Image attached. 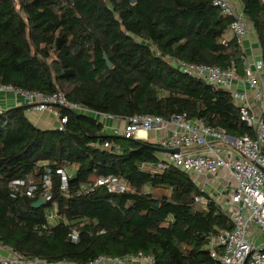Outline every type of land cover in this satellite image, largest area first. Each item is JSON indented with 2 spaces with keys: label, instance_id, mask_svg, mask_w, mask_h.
Returning <instances> with one entry per match:
<instances>
[{
  "label": "trees",
  "instance_id": "16d2710c",
  "mask_svg": "<svg viewBox=\"0 0 264 264\" xmlns=\"http://www.w3.org/2000/svg\"><path fill=\"white\" fill-rule=\"evenodd\" d=\"M235 1L264 62V0ZM231 22L213 0H0V85L45 96L61 92L71 103L119 118L186 114L232 137H254L228 92L164 58L235 67L243 76L244 52ZM31 107L0 113L1 245L51 263L142 252L156 264H216L208 242L233 224L215 202H195L205 193L182 170H146L159 161L157 144L105 133L93 116L59 106L54 109L68 117L64 131L44 130L27 116ZM60 169L70 177L67 194ZM46 175L52 199L42 207H34L38 192L12 197V181L41 186ZM108 177L127 181L129 190L85 189ZM51 209L55 224L48 222Z\"/></svg>",
  "mask_w": 264,
  "mask_h": 264
},
{
  "label": "built area",
  "instance_id": "2783aa9c",
  "mask_svg": "<svg viewBox=\"0 0 264 264\" xmlns=\"http://www.w3.org/2000/svg\"><path fill=\"white\" fill-rule=\"evenodd\" d=\"M13 1L19 4L21 0ZM213 7L232 18L230 30L237 42L241 44L249 34L250 25L238 11L234 1L213 0ZM164 58L182 74L202 80L215 90L228 92L239 107L241 121L254 132V137L249 135L241 138L232 137L225 129L209 127L202 120L192 121L186 114L173 115L170 119L152 115L133 116L126 119L124 128H115L112 134L125 139H137L141 132L146 135L151 132H164V136L157 143L158 147L178 150V153L169 154L159 159L157 164L147 166L146 170L152 173H164L173 167L188 174L195 183L196 178L215 176L221 169L227 170L235 183V190L229 202L231 205L229 218L233 224V230L222 232L210 239L207 245L210 258L216 264H264V248L256 247L248 240L250 225H256L264 230V62L255 63L256 71H252L245 63V82L249 87L239 90L235 89L234 84L243 80L235 67L220 68L189 63L170 56ZM250 90L256 92V110L249 104ZM0 93L22 95L32 104L34 110L56 113L58 117L56 129L59 131H64L68 117L61 116L54 109L55 106L67 108L79 114L91 115L102 125L105 121L117 118L114 115L97 113L71 103L61 92L45 96L39 92H25L12 86L0 85ZM105 147H109V143H106ZM198 148H202L203 151L195 152L194 150ZM57 173L61 176V191L67 194L70 177L63 169L58 170ZM98 185L105 186L111 193L120 194L129 190L127 181L111 177L101 178L95 185L85 189L93 191ZM11 186L12 197L27 192L26 194L35 198L34 193L38 192L37 196L45 203L52 199V179L49 175L43 177L41 186L33 179L14 180ZM195 202L206 206L209 201L198 197ZM57 216L56 209H51L48 214L49 224L51 219ZM78 237L77 232L70 234L73 242H77ZM0 264L79 263H51L40 257L28 259L12 248L0 244ZM89 264H156V260L139 252L123 257L100 256Z\"/></svg>",
  "mask_w": 264,
  "mask_h": 264
},
{
  "label": "crops",
  "instance_id": "0c3cea01",
  "mask_svg": "<svg viewBox=\"0 0 264 264\" xmlns=\"http://www.w3.org/2000/svg\"><path fill=\"white\" fill-rule=\"evenodd\" d=\"M238 11L242 13V6L239 2L233 0ZM241 49L244 52L243 65L247 63V66L256 71L255 63L262 61V52L258 43L257 35L254 29L250 26L248 36L242 41ZM242 82L234 84L235 89L244 90L249 87L245 82L246 75H240ZM264 79V78H263ZM255 91L250 90L249 104L254 110L257 109L255 102ZM31 105L32 104L22 95L14 93H0V113L2 111L8 110L10 108ZM27 116L29 119L38 127L44 130L56 129L58 126V117L56 113L50 112H40L36 111L31 107ZM127 118L117 117L114 120L105 121L103 127L105 133H113L115 128L122 129L126 125ZM168 132L166 131V134ZM113 135V134H112ZM164 136V132H151L146 135V133L141 132L138 134L137 140L147 141L150 143L157 144L159 140ZM195 152H202V148L194 150ZM169 153L159 152V159H163ZM75 169V168H74ZM195 184L199 189L205 193V197L209 200L215 202L217 205L222 207L223 211L227 213L228 216L231 215V205L229 204L231 195L235 190V183L227 170L221 169L215 176H204L196 178ZM54 213V212H52ZM58 216L51 219V223L55 224L57 222ZM248 240L251 244L259 248H264V230L256 225H250L248 232Z\"/></svg>",
  "mask_w": 264,
  "mask_h": 264
},
{
  "label": "water",
  "instance_id": "95a60500",
  "mask_svg": "<svg viewBox=\"0 0 264 264\" xmlns=\"http://www.w3.org/2000/svg\"><path fill=\"white\" fill-rule=\"evenodd\" d=\"M132 3H136L137 0H131ZM104 60L107 62L108 66L111 68L112 64L110 63V61L108 60V57L105 55L104 56ZM155 149H157L158 152H163V153H169V154H174V153H178V150H168V149H162L158 146L154 147ZM264 171V170H263ZM45 204L43 199H39L36 203H34V207L35 208H40Z\"/></svg>",
  "mask_w": 264,
  "mask_h": 264
},
{
  "label": "rangeland",
  "instance_id": "374dc122",
  "mask_svg": "<svg viewBox=\"0 0 264 264\" xmlns=\"http://www.w3.org/2000/svg\"><path fill=\"white\" fill-rule=\"evenodd\" d=\"M99 119H101V117H99ZM116 119V118H115Z\"/></svg>",
  "mask_w": 264,
  "mask_h": 264
}]
</instances>
